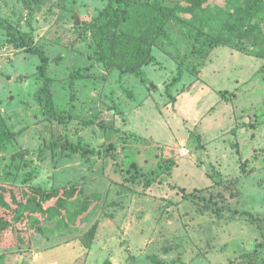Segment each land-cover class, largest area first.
Wrapping results in <instances>:
<instances>
[{
  "label": "rangeland",
  "instance_id": "obj_1",
  "mask_svg": "<svg viewBox=\"0 0 264 264\" xmlns=\"http://www.w3.org/2000/svg\"><path fill=\"white\" fill-rule=\"evenodd\" d=\"M128 1L152 16L156 0ZM231 1H209L216 17L201 37L186 1L162 0L174 13L168 37L140 73L123 74L134 60L108 67L92 40L111 0H0V185L75 188L69 209L101 196L87 221L1 248L0 264H264V44L194 52L226 32ZM7 26L48 55L56 119L36 100L41 59L12 45ZM257 26L264 35V19ZM136 174L155 182L130 183ZM219 180L240 189L231 210L173 188L190 194Z\"/></svg>",
  "mask_w": 264,
  "mask_h": 264
},
{
  "label": "trees",
  "instance_id": "obj_2",
  "mask_svg": "<svg viewBox=\"0 0 264 264\" xmlns=\"http://www.w3.org/2000/svg\"><path fill=\"white\" fill-rule=\"evenodd\" d=\"M111 1L112 3L110 2L99 15L92 27V40L97 47V59L108 67H114L119 64L121 58L130 57L134 60L130 70L121 67V71L123 74L140 73L142 67L154 61L153 47L161 42L160 40L168 37L167 25L174 13L169 11L162 0L147 5L152 7V16L141 10L134 14V6L131 4H135L134 1ZM184 1L187 6L183 11L191 16L192 21L199 24V35L203 37L205 25L216 17L209 3L210 0ZM226 2L230 5L233 3L231 0ZM220 14L221 11L217 13L218 16ZM223 16L226 18L224 25L226 32L214 36L208 33L201 42V47H196L194 50L197 55L204 57V53L217 46L242 40H253L258 46L264 44V35L258 34L260 30L257 26L264 19V0H238L237 6H233L232 11L224 13ZM3 28L7 29L12 45L26 49L28 53L41 59L39 76L43 85L38 91L36 100L43 116L56 119L52 104V84L48 76L50 64L48 55L35 45L34 39L30 36L14 31L10 26ZM261 57L264 58V54H261ZM58 119L63 121V116L60 115ZM71 146L74 151L81 150V145ZM170 165L168 162L164 165V171L168 174L171 173ZM154 182L155 180L143 177L141 174L130 178V183L150 186ZM15 188L11 185H0V249L20 250L31 241L32 234L49 236L60 230L69 231L70 227H75L74 225L78 227L82 221L84 223L94 214L101 199V196L85 197L80 199L75 209H69L68 206L73 204L72 197L76 194L75 188L44 191L30 187L21 193ZM173 188L179 189L184 198H196L205 207L213 208L218 212L231 210L241 196L235 181L219 180L212 187L197 189L190 194L184 188L178 186ZM50 222L54 223L53 227L45 225ZM88 235L93 242L96 236L95 226L94 230L87 233ZM23 260L21 264L29 263L25 258Z\"/></svg>",
  "mask_w": 264,
  "mask_h": 264
},
{
  "label": "water",
  "instance_id": "obj_3",
  "mask_svg": "<svg viewBox=\"0 0 264 264\" xmlns=\"http://www.w3.org/2000/svg\"><path fill=\"white\" fill-rule=\"evenodd\" d=\"M75 17H76L75 25H76V26H79V25H80V21H79V19H78V14H77V13H75Z\"/></svg>",
  "mask_w": 264,
  "mask_h": 264
}]
</instances>
